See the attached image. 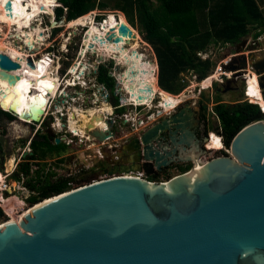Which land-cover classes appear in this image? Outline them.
Here are the masks:
<instances>
[{"label": "water", "instance_id": "1", "mask_svg": "<svg viewBox=\"0 0 264 264\" xmlns=\"http://www.w3.org/2000/svg\"><path fill=\"white\" fill-rule=\"evenodd\" d=\"M12 8L9 1L6 9ZM120 27L122 37H135L130 25ZM122 37L112 34L110 40L121 43ZM248 42L238 45L239 55L226 66L237 73L226 81L235 86L224 93L241 89L240 83L244 92V76L251 71L264 96V29ZM20 69L0 54V81L14 88L21 78L13 72ZM116 89L113 95L119 99L121 82ZM0 108L10 112L1 103ZM179 109L170 114L161 109L160 120L130 130L124 128L128 119L114 111L107 116L106 133L87 132L102 144L127 136L124 161L104 173L110 180L46 200L18 224L0 225V264H264V120L235 137L231 155L200 166L196 152L201 140L193 126L202 120L189 102ZM44 115L33 123H41ZM177 164L192 169L166 182L129 176H157Z\"/></svg>", "mask_w": 264, "mask_h": 264}, {"label": "rangeland", "instance_id": "2", "mask_svg": "<svg viewBox=\"0 0 264 264\" xmlns=\"http://www.w3.org/2000/svg\"><path fill=\"white\" fill-rule=\"evenodd\" d=\"M25 1L27 0H20L19 2L24 3ZM97 1L108 4L109 8H106L104 10L97 9L96 11L91 13L93 15L92 19L96 24L95 25L96 29L100 28V25L107 18L109 19L110 17H113L115 20H118L120 14H123L122 12L116 11L113 8L114 4L116 3V0H97ZM56 3H58L57 7H56L57 5ZM40 4H41L40 2L37 4L35 3L33 4V6L35 7V9L43 10L46 6H40ZM52 6L54 7L53 16H51L52 15L51 12L48 13L43 12L44 15H41L32 24V29L37 28L39 31L37 36L43 38V43L40 44L39 46L36 45V48L39 49L38 51H34V50L32 51L29 48V44H27L28 35L25 30L22 33V38L18 39L16 37L18 31L16 30L15 27L13 29L7 26V24L5 23H0V27H1L0 42L3 41L4 44H7L8 46L13 48H17V52L20 51L23 54H25V56H27L28 63L30 59H33L34 66L33 67L29 66V68L34 73L32 80L33 93L30 101L35 99L37 96L42 97V95H44V97L48 98L49 100H52L60 96L54 105V106L58 105L59 109L55 110V108H53L52 112L54 113L51 112L50 114L51 117L53 118L50 117L48 119L49 121L48 123L50 124V126L52 122H56V124L53 126L54 129L58 127L57 125L59 124L61 125L62 123L67 125L70 121V118L68 116L73 111L75 112L77 108L80 109V112L82 111V113L84 112L87 113L88 111L93 109H101L106 105L111 106L113 112L116 111V113H121L124 119L126 118V115L131 116L132 120L128 123L127 126H124V128L127 127L128 130H130L133 125L135 126L138 125L136 120L134 119H137L139 122L147 120L146 116L150 113L148 108L140 109L139 111L134 109L133 107H128V106L123 107L121 108V110L118 111L115 109L116 107L119 108L121 107L122 105L121 98L127 97L126 91L122 92V96L119 98V105H116L117 97H115L112 94V92L109 89H107L105 86L101 87L99 85L98 82L99 69L102 66H107L111 70H114V68L116 67L115 73L117 75L118 81L120 82L122 81L121 82L122 86L127 87V84L132 82L131 80H128L127 83L125 84L126 80L124 81L122 78V73H124V71H128L129 73L127 65H120L117 60L113 61L112 59L113 57L110 55L112 53H110L109 51H107L108 53L105 55L102 54L100 55V53L95 55L96 50L94 49V47L87 48L85 41L89 30L88 27L70 28L68 24L66 25L60 24L62 26L58 24V26L54 28L55 24L57 23V21H55L57 19L56 9L60 7L59 0H54ZM128 22H129L128 20L127 22L124 21V24L130 25L135 34V38L140 39V41L134 42L139 44V48H140L136 53L139 54L141 57L144 56L143 54L147 55L151 61L156 60L159 69L158 79H160V68L158 65L159 61L155 49L151 44H149L145 40V37L141 33V30L139 28H134L131 24H129L130 22L129 23ZM32 29H29V31H32ZM251 37L252 34L248 38L251 39ZM96 42L97 44H103L102 41H96ZM109 47L116 49L117 52L120 54L123 53V48H118V46L115 44H113L112 46L110 45ZM127 47L131 48L132 46L128 45ZM262 47L264 49V44ZM237 48L238 45L237 46L217 45L211 47L208 52L201 53L199 55L203 60L211 59L214 62V64L216 65L212 70V72H214L216 67L220 65L223 60L225 59L227 60L229 57H232L234 55H239L236 54ZM48 53H50L51 55H47ZM84 53H87L86 57L85 56L83 57ZM113 53L116 52L113 51ZM243 53L248 54L247 49L244 50ZM114 57H118V56L116 55ZM50 58L53 63L49 60ZM77 64H83L89 66V70L85 73V77L82 81H78L76 78L75 73H77V71L75 72V66ZM51 66L59 70L57 74L53 75L57 77L55 81L57 85L54 91L47 93L42 89V85L44 82L42 80L48 77L47 68ZM119 67H122V71L121 70L118 71ZM83 70L84 69H81L80 72L82 73ZM135 70L137 71V75L139 78L140 68H136ZM182 77H183V85L186 86L185 90L178 95V96H183L182 104L189 102L197 109H199L200 102L203 100L202 102L206 104L208 107V112H206L205 116L207 118V121L210 122L209 129L210 131H213L209 133V136L212 133H215L217 135L218 131L216 130V127L218 126L219 123L213 111L214 101L219 98L222 101L229 103L231 102L232 99L239 98L241 95H239V92H232L230 93L231 94L230 96L232 98H230L228 92L227 94L224 92L223 93L219 92V89L221 88L220 83L215 84L211 90L203 91L200 93V89L197 87V83L200 82L198 76H196V79H194V76L192 74L184 73L182 74ZM50 82L53 83V79H50ZM71 82L76 83L80 86L77 85L76 87L75 86L70 87L68 84ZM151 82L154 83L153 81ZM38 84H40L39 89H38ZM62 85L64 88L62 87ZM62 91L63 93L60 94ZM161 92L162 95L165 94L163 90H161ZM63 94L66 95L63 96ZM104 95H109L108 96L109 98L107 97L103 98ZM205 96L211 98V101H208ZM160 100H161V96L153 106H155L157 103H160ZM100 101L102 102L100 103ZM96 103H100L101 105L97 106ZM122 110L124 114L123 112H121ZM43 112L45 111H42L40 115H37L31 112V110L26 109L25 115L23 116H21V114L19 113H16V111L12 112L15 115H18L23 120V122L27 123L26 125L25 123L21 124L17 122H14L13 124L11 123L9 124V121H4L5 126L9 127L8 128L9 135L4 140L6 142L5 168L0 163V172L3 173L4 177L6 176L4 184L0 187V207L5 211L9 221L10 220L12 221V219L18 220L20 217L25 216V214L28 215L34 208L33 205L28 203V200L33 197L32 192L25 186L26 183L28 182V179L27 181L24 180L23 184H20L15 180H13L12 177L11 179L9 178L10 176L14 175L18 164L24 163L23 159L26 154V151L30 152L29 149L26 150L22 148L23 139L28 140L29 138H31L36 134L34 129L39 130V128L41 127V126L36 127V124L30 125V123L32 122V118L35 117L36 119H40V116L43 114ZM59 113H61L62 117L59 116ZM164 114H170V112ZM78 116L80 117V115ZM157 120H159V118ZM155 122L151 124H154ZM13 125H16V128L12 127ZM67 130L70 131V128H68ZM55 133L56 136H58L61 139L62 138L64 139L65 137L64 134H59L57 131H55ZM131 134L134 135V133ZM1 138L2 137L0 136V139ZM125 138L128 137L126 136L123 138L113 139L112 141L103 144L95 140L93 141L94 144H92L94 147L90 145V143L88 142H85V144H83L82 140L76 139L77 147H75V149L71 151L70 149H68L70 153L68 151L67 152L61 151L59 153L57 152L54 155L56 157L53 156L54 158L52 157V159H49V161H45L41 163L33 162L32 175H31L32 177L29 179V182L31 183L32 181H34V184H37L39 179H41L44 182V180L46 181L47 178H51L53 182H57L59 179L62 178L75 179L78 182H82L85 179H92V183L94 181L95 182L100 181L105 176L104 173L109 169H111L114 165H116L115 163L116 160L114 159V157H117L118 152L113 147L115 145H120V144L123 146L125 144V141H123L125 140ZM207 142L204 144L202 143L200 146L201 147L200 150L196 152V155H198V157L201 158V161L203 163H208L209 161L212 160V158L221 156L220 154L217 153L219 152L217 151L219 149H213V150L209 149V147L207 146ZM104 145H108V146L104 147ZM122 146L119 152H121ZM203 150H206L207 153L203 152ZM189 165L190 164H187L185 166L177 165L170 168L165 174L161 175L160 180L165 181L167 180L168 177L173 178L175 176L180 175L181 174L180 168H185L188 167ZM4 172L6 173L8 172L12 175L7 176ZM89 185L90 184L85 185L84 187ZM74 189L77 190L79 189V187L75 185ZM7 193L9 194V196L7 195Z\"/></svg>", "mask_w": 264, "mask_h": 264}, {"label": "trees", "instance_id": "3", "mask_svg": "<svg viewBox=\"0 0 264 264\" xmlns=\"http://www.w3.org/2000/svg\"><path fill=\"white\" fill-rule=\"evenodd\" d=\"M53 1L48 0L47 7L54 15ZM56 4L58 6V3ZM59 5L55 20L59 25L77 21L97 9L109 8L108 4L97 0H59ZM263 6L264 0H116L113 8L125 15L126 22L128 20L134 28H139L145 40L155 49L160 67L161 89L169 94L179 95L186 88L182 74L194 73L202 82L216 66L211 59L203 60L199 54L208 52L211 47L217 45L237 46L251 34L264 29ZM121 24L124 22L120 17L118 20L110 17L100 28L95 29L98 32H111L114 27L121 28ZM101 81L111 87L116 85L108 70L103 72ZM205 97L211 101V98ZM202 101L203 111L208 112L207 105ZM213 111L219 123L216 130L221 133L227 149L231 148L233 140L244 128L264 120L261 107L245 101L244 95L229 103L216 99ZM16 113L25 115V112ZM7 118L13 120L9 113L0 108V126L4 135H7L4 124ZM30 124H33V120ZM208 130L209 133L213 132ZM45 149L50 152L62 150L60 146L54 147L49 141H36L33 144L36 157ZM217 153L221 156L227 155L224 151ZM45 156L47 157V153ZM36 157L33 160H36ZM1 165L5 168V162L2 161ZM191 168L190 165L180 168V172L184 174ZM31 175V164H24L12 179L19 183H22L24 178L28 179L26 187L33 195L28 203L33 206L72 192L75 185L80 189L92 183V179L78 182L75 179L62 178L53 182L51 178H47L44 182L39 179L38 183L34 184V181L29 182ZM160 178L161 176H150L149 180L165 182L172 179L168 177L167 180L161 181ZM7 195L9 196L8 193ZM7 222L9 219L0 207V225Z\"/></svg>", "mask_w": 264, "mask_h": 264}, {"label": "bare ground", "instance_id": "4", "mask_svg": "<svg viewBox=\"0 0 264 264\" xmlns=\"http://www.w3.org/2000/svg\"><path fill=\"white\" fill-rule=\"evenodd\" d=\"M9 1L12 2V6H13L12 11H8L6 9V4ZM19 1L20 0H0V23H5V24H7V26H9L10 28H13V29L15 27L16 30L18 31V34L16 36L18 39L22 38V33L25 30L27 32V35H28V43L27 44H29V48L32 51L33 50L38 51L39 49L36 48V45L39 46L40 44H42L43 38H40L37 36L39 31L37 28L32 29V24L41 15H44L43 12H45V13L49 12V9L47 7L48 0H27L24 3H21ZM39 2L41 3V6H46L43 10L35 9V7L33 6V4L39 3ZM56 7H57V5H56ZM92 16L93 15L90 14V15L82 18V19H79L77 21L72 22L69 25L70 28H79V27H81V28H87L88 27L89 28L87 36H86L87 38L85 41L87 48L94 47V49L96 50L95 55L99 54V53H100V55L101 54L105 55L108 53L107 51H109L110 53H112V54H110L111 56L117 55L119 57V59L121 58L124 63H127V62L131 63L132 59H135V61H140V64H139L140 69H142V67L144 65L152 66L151 70L148 71V74H149L148 76H149L150 82L153 81L152 76H153L154 72H156L158 70L157 63L155 60L151 61L147 55L144 56V58L146 59L145 61H142L141 59L138 58L139 55L136 52L140 49L139 44L134 43V42H138V41L134 40L133 38H130V37H122L120 32H117L115 34L116 37H122L123 38L122 42L118 43V44L132 46L131 48L124 49L125 54H122V55L120 53H118L116 49L110 48L109 46H104L102 44H97V42H95V41L100 40V37L96 36V34L94 33V30L92 28V26L94 24ZM119 17L121 19L122 18L125 19L123 14H120ZM39 25H40V23H39ZM29 29H32V31H29ZM0 30H1V27H0ZM110 37L108 39H110ZM101 40H103L104 42L109 41V44H111V45L117 44L111 40H106L103 38ZM113 51H115L116 53H113ZM0 54L8 55L14 62L19 63V65L21 66V69L18 72L17 71L13 72L16 75L20 76V78H21L20 84H18L14 88H12V87H9L7 82L0 81V103L3 106H5L6 110H8L10 112H15V111L23 112L26 109L30 108L34 114L40 115L42 113V111H46L50 100L48 98H45L44 95L42 96V99L36 98L35 100H33V103H31L30 105L28 104V102L31 99L32 93H33L32 92V89H33L32 88V84H33L32 80H33L34 73L29 68L27 56H25V54H23L20 51L17 52V48H13V47L8 46L7 44H4L3 41L0 42ZM86 55H87V53H84L83 57L84 56L86 57ZM81 69H84L82 71V73L80 72ZM88 70H89V66H86L83 64H77L75 66V72L77 71V73H75L77 80L82 81L85 77V73ZM58 71L59 70L57 68H54L53 66L47 68L48 77H46L45 79L42 80V81H44L43 85H42V89L45 92H47V93L52 92L56 89L57 83L55 81H56L57 77L53 76V75L57 74ZM140 72L143 73L146 71L143 68L142 70H140ZM158 75H159V70L157 72V77H158ZM247 77L252 82L251 84L249 83V86L247 87L248 96H250L251 102L254 104L260 103V105L264 108V97L261 93L257 76L254 73H252L251 71H249ZM212 78H214V77H212ZM50 79H53V83L50 82ZM212 80L213 79L206 80L200 85L203 86L204 89H207L210 87ZM78 81H76V82H78ZM143 83L144 82L142 80H140V79L138 80V78H137L136 84H134V82L132 81V85L133 86L136 85L135 86L136 89H132L133 86L130 83L127 84L126 89H125V86H123L124 91L127 92V96L129 95L128 94L129 92L132 94L131 96H129L128 99H126V97H125L126 101L124 102V104H129L130 101H134V100L137 102L141 101L140 100V94H141L140 89H143V88L142 87L140 88L139 84H143ZM154 84L157 86L158 89H160L157 82H154ZM68 85L70 87H73V86L76 87L78 84L71 82ZM39 86H40V84H38V89H39ZM6 88H10L9 89L10 91L8 93L5 92ZM63 95H66V94H63ZM159 95L161 96L162 94H159ZM182 100H183V96L170 95V97L167 99L164 96H162L160 105H162L164 107V109L163 108H161V109H163L165 113H169L176 106H178V104L183 102ZM101 102L102 101H100V103ZM151 106H152V104H151ZM132 107H133V105H132ZM112 113H113V109L109 105L104 106L102 109H93L87 113H85V112L82 113V111L80 112V109L77 108V110L75 112L73 111L69 115L70 121H69L68 125L70 128V131L74 135V137L81 138L83 140V143L88 142L90 144H94L91 136L87 132H95L97 130H100V131L106 133L108 131V128H109V126L106 123V121L108 119L107 116L109 114H112ZM78 115H80V117ZM32 120L34 121V120H36V118L33 117ZM156 120L157 119H153L151 123L155 122ZM59 126H60V124H59ZM207 146L209 147V149L221 150L224 148L222 140L215 133H212L210 135V138L207 142ZM197 165H200L199 161H198ZM200 166H202V165H200ZM5 177H4L3 173L0 172V187L4 184ZM42 206H44V203L41 205H38L36 208H33V210L40 208ZM26 216H27V214H25V216L20 217L18 220L12 219V221L11 220L9 221V224H18Z\"/></svg>", "mask_w": 264, "mask_h": 264}, {"label": "flooded vegetation", "instance_id": "5", "mask_svg": "<svg viewBox=\"0 0 264 264\" xmlns=\"http://www.w3.org/2000/svg\"><path fill=\"white\" fill-rule=\"evenodd\" d=\"M37 4V3H36ZM40 6H41V4H40ZM90 15V14H89ZM51 16H53V14L51 15ZM125 17V16H124ZM82 19V18H81ZM123 22L124 21H126V19H124V18H122L121 19ZM71 24V23H70ZM70 24H68V25H70ZM95 23L93 24V26H92V28H93V30H94V33L96 34V36H98V37H100V40H98V41H102V45H104V46H110L111 44H109V41H107V42H104L103 40H101L102 38L103 39H106V40H110V39H108L112 34H116L117 32H120V28H117V27H114V31H111V32H106V31H103L102 30V32H98V31H96V29H95ZM116 29H119V30H116ZM252 36H253V34H252ZM248 37H250V36H248ZM247 37V38H248ZM134 40H137V41H140V39H137V38H133ZM249 39V38H248ZM252 41V37H251V39H249V42H248V44L250 43ZM96 42V41H95ZM113 45V44H112ZM111 45V46H112ZM115 45H117L118 46V48H123V53L122 54H125L124 53V49H128V45H122V44H115ZM261 48H263V47H261ZM249 52V51H248ZM121 54V55H122ZM143 54V53H142ZM47 55H51L50 53H48ZM139 55V54H138ZM144 56H145V54H143ZM144 56L143 57H141L140 55L138 56V58L139 59H141L142 61H145L146 59L144 58ZM49 57H51V56H49ZM113 58V60H117L118 62H119V64L120 65H127V67H128V70H129V73H128V71H124V73H122L123 75H122V78H123V80L125 81V84L127 83V81L128 80H131V81H133L134 82V84H136V82H137V78H138V75H137V71L135 70L136 68H139V62L140 61H135V59H132V63H130V62H127V63H124L123 61H122V59L120 58L119 59V57H114V56H112ZM141 57V58H140ZM50 61H51V58L49 59ZM156 61V60H155ZM52 62V61H51ZM53 63V62H52ZM159 65V64H158ZM135 68V69H133V68ZM116 68V67H115ZM115 68H114V70H111L109 67H107V66H102L100 69H99V76H98V82H99V85L102 87H106L107 89H109L111 92H112V94H114V92L117 90L116 89V85H117V83H118V78H117V75H116V73H115ZM145 69V71L146 72H140V70H142V69ZM151 68H152V66H147V65H144L143 67H142V69H140L139 70V73H140V75H139V78H138V80L140 79V80H142L144 83L143 84H139V87L141 88H143V89H140V92H141V94H140V102H137V101H130V102H136V104L138 105V106H141V105H145V106H148V104L150 105V109H149V111H150V113L146 116V119L147 120H144V121H142L143 122V124L141 123V122H139V124L138 125H136L137 127H138V129L140 128V127H149V126H151L152 124H151V122H152V120L153 119H158L159 118V120L161 119V116H159L160 115V111H161V108H163L164 109V107L162 106V105H160V103H157L155 106H153V104H152V106H151V99L152 98H154V96H156L157 94H161V87H160V84H159V81H158V77H157V72H158V70L156 71V72H154V74H153V76H152V78H153V82H157V84L159 85V87H160V89H158L157 88V86L154 84V83H152V82H150V80H149V74H148V71L149 70H151ZM105 70H108V72H109V75H113L111 78H113V80L115 81V83H116V85L113 87H111L109 84H107V83H102V81H101V76H102V74H103V72L105 71ZM120 73V72H119ZM129 77V78H128ZM249 83L251 84L252 82H251V80L249 81ZM131 85H132V82L130 83ZM78 86H80V85H78ZM133 86V85H132ZM136 86V85H135ZM135 86H133V88L132 89H136L135 88ZM232 86H235V83H229V84H226V85H223V86H221V88L219 89V92H221V93H223V91L224 90H226V89H229L230 87H232ZM62 87H63V85H62ZM64 88V87H63ZM69 89H71V88H69ZM125 89H126V86H125ZM36 91V90H35ZM42 91V90H41ZM129 92V91H128ZM63 93V91L60 93V94H62ZM129 95L126 97V99H128L129 98V96H131L132 94L129 92L128 93ZM170 95H172V94H164V95H161V97L162 96H164L166 99L167 98H169L170 97ZM43 96V95H42ZM64 96V95H63ZM173 96H178V95H173ZM60 97V96H59ZM59 97H57V98H54V99H52V100H50L49 101V104H48V107H47V109H46V111H45V114L46 115H44L43 116V119H42V122L41 123H39V124H36V127L38 126H41L40 128H39V130H36V129H34V131L36 132V134L34 135V136H32L31 138H29L28 140H24L23 139V146H22V148L23 149H26V150H30V152H27L26 151V154H25V156H24V159H23V161H24V163H22V164H18V166H17V168H16V170H15V173L22 167V165H24V164H31V166H32V164H33V162H39V163H41V162H45V161H49V159H52V157L58 152H61V151H68V149H70V151L71 150H74L75 149V147H77V145H76V139H80V140H82L81 138H76V137H74V135L71 133V131H68L67 129L69 128V125L67 124V125H65V124H61L60 126L59 125H57V126H59V127H56V129H54V125L56 124V122H52V124H51V126H50V124L48 123L49 121H48V119L51 117V112H52V110H53V108H55V110H57V109H59V106L58 105H56V106H54L55 105V103H56V101H57V99L59 98ZM264 97V96H263ZM36 98H40V99H42V97H40V96H37ZM35 98V99H36ZM67 98V97H66ZM35 99H33V100H35ZM33 100L32 101H29L28 102V104L30 105L31 103H33ZM160 102H161V100H160ZM258 104H260V103H258ZM116 105H119V99H117L116 98ZM160 105V106H159ZM153 107V108H152ZM180 107V109L178 110V111H180L182 108H183V104H182V102L180 103V104H178V106H176L173 110H175L176 108H179ZM29 110H31L30 108H29ZM16 112H19V111H16ZM23 112H26V110L25 111H23ZM32 112V111H31ZM121 112H123V110L121 111ZM172 112V111H171ZM6 113H9L12 117H13V120H10L9 118H7L6 119V121H9V124L11 123V124H13L14 122H17V123H21V124H24L25 122H23V120H21L17 115H15L14 113L12 114V113H10V112H6ZM52 113H54V112H52ZM123 114H124V112H123ZM158 114V115H157ZM54 115V114H53ZM59 116L60 117H62V115H61V113H59ZM69 117V116H68ZM196 117L197 118H201V120H202V122H201V124L200 125H197V124H194V126H193V131L196 133V135H197V137L201 140V144H202V141H204L205 140V138L206 137H208L209 136V123H207L208 121H207V118H206V116H204V114L203 113H201L200 115L199 114H196ZM51 118H53V117H51ZM53 120V119H52ZM158 121V120H157ZM156 121V122H157ZM130 122V121H129ZM27 123H25V125H26ZM33 124H35V123H33ZM32 124V125H33ZM149 124V125H148ZM31 125V124H30ZM148 125V126H147ZM28 126H29V124H28ZM68 126V127H67ZM12 127H14V128H16V125H13ZM7 129H6V131H7V135H4V133H3V130H2V128H1V126H0V136L2 137L1 139H0V163L3 161V162H5V160H6V142L4 141L5 140V138L9 135V127L7 126L6 127ZM45 131H47V132H45ZM55 131H57L59 134H64V139L62 138H59L58 136H56V133H55ZM66 133V134H65ZM210 137V136H209ZM26 139V138H25ZM61 140L62 141V144L61 145H58L57 144V140ZM72 139V140H71ZM36 141H40V142H43V143H46L47 141H49L50 142V144H53V146L55 147V146H60L61 147V149L62 150H60V151H55V152H50V151H48L47 149H45V150H43L41 153H40V155L38 156L37 155V157H36V154H35V151L33 150V144L36 142ZM56 142V143H55ZM82 142H83V140H82ZM83 144H85V143H83ZM90 145H92V144H90ZM89 146V145H88ZM106 146H108V145H104V147H106ZM121 144L120 145H115L113 148H115V150L118 152V155H117V157H114V159L116 160V164L117 163H120V162H123L124 161V159H125V156H124V153H122V152H119V150H120V148H121ZM3 150V151H2ZM213 150V149H212ZM69 152V151H68ZM45 153H47V157L45 156ZM70 153V152H69ZM61 155V154H60ZM223 156V155H222ZM37 158L36 160H33L34 158ZM54 157H56V156H54ZM53 157V158H54ZM29 158H31L32 160H29L28 161V159ZM201 159V158H200ZM107 160V159H106ZM64 162V161H63ZM178 166H182V165H187V164H177ZM177 165H173V166H171V167H169V168H167V169H165L163 172H161L159 175H157V176H161V175H163V174H165L170 168H172V167H174V166H177ZM191 165V164H190ZM200 165H202V164H200ZM191 167H192V165H191ZM192 169V168H191ZM7 176H10V175H12V174H10V173H6V172H4ZM14 173V174H15ZM11 177L12 176H10V178L9 179H11ZM24 180L25 181H27V178H24ZM24 180H23V182L22 183H20V184H23L24 183ZM19 183V182H18ZM26 185H27V183H26ZM25 185V186H26Z\"/></svg>", "mask_w": 264, "mask_h": 264}, {"label": "built area", "instance_id": "6", "mask_svg": "<svg viewBox=\"0 0 264 264\" xmlns=\"http://www.w3.org/2000/svg\"><path fill=\"white\" fill-rule=\"evenodd\" d=\"M251 42H252V41H251ZM251 42H250L249 44H251ZM248 53H249V52H248ZM234 56H236V55H234ZM232 57H233V56H232ZM232 57H229L227 60H226V59L223 60L222 63L216 67L215 71L212 72V73L209 75V77H208L207 79L204 80V81H206V80H211V79H213L212 82H211V84H210V87H209V88L204 89L203 86L200 85V84H202L204 81L197 83V87L200 89V93L203 92V91L211 90V89L214 87V85L217 84V83L223 84V83H225L227 80H231V79L235 78V75H236L237 72L229 71V70L226 69V66H229V65H230ZM190 74H192V75L194 76V79H196V76H197L196 74H194V73H190ZM212 77H214V78H212ZM244 77L246 78V86H245V90H244L245 101H247V102H249V103H252V102H251V99H250V96H248V92H247V86H248V83H247L248 80H247V79H248V78H247V76H244ZM118 82H120V81H118ZM260 90H261V88H260ZM261 93H262V90H261ZM262 95H263V93H262ZM159 98H160V95H159V94H157L156 96H154L153 100L151 101V104L154 105L155 102H156ZM160 104H161V103H160ZM252 104H253V103H252ZM132 105H133V108L136 109V110H138V111H139L140 109H147V108L150 109V108H149V107H150L149 104H148V106H145V105L138 106V105L136 104V102H130L129 104H124V103H122V105H121L120 108H123V107H126V106H128V107H132ZM257 105H259V106L261 107L262 113L264 114V108H263L260 104H257ZM125 119H128V121H131V120H132L130 115H126V118H125ZM134 120H136L137 124H139V121H138L137 119H134ZM141 123L143 124V122H141ZM217 135H218V134H217ZM218 136L220 137V139H221L222 142H223V137H222L221 135H218ZM223 145H224V142H223ZM217 151H224L227 155H231V150L225 148V146H224V148H223L222 150H217ZM212 159H213V158H212ZM198 161L202 164V166H204V165L206 164V163H203V162L201 161V159H198ZM129 176L149 180V177L146 175V173H142V172L132 173V174L129 175ZM111 178H112V177L104 176L100 181H96V182L94 181L92 184H97V183H100V182H104V181L110 180ZM92 184H91V185H92ZM7 187H8V186H7Z\"/></svg>", "mask_w": 264, "mask_h": 264}, {"label": "crops", "instance_id": "7", "mask_svg": "<svg viewBox=\"0 0 264 264\" xmlns=\"http://www.w3.org/2000/svg\"><path fill=\"white\" fill-rule=\"evenodd\" d=\"M247 55H249V53L247 54ZM158 64H159V62H158ZM160 68V67H159ZM248 78V77H247ZM248 80V86H249V79H247ZM158 81H159V84H160V79H158ZM242 86H244L242 83H240V87H241V89H239V90H234V91H231V90H229L228 91V95L230 96L231 94L230 93H232V92H239V95H244V92H243V87ZM247 86V87H248ZM162 90V89H161ZM164 93L165 94H169V93H167V92H165L164 91ZM227 94V93H226ZM230 98H232L231 96H230ZM244 99H245V95H244ZM232 101H234V99H232L231 100V102ZM193 106V105H192ZM200 108L199 109H197L195 106H193V109H194V111H195V114H201V113H203L204 114V116L206 115V112L205 111H203V107H202V105H201V102H200V106H199ZM102 109V108H101ZM209 123V126H210V122H208Z\"/></svg>", "mask_w": 264, "mask_h": 264}]
</instances>
